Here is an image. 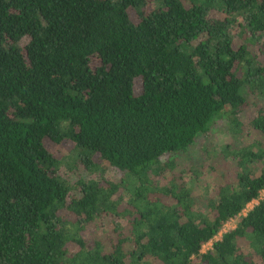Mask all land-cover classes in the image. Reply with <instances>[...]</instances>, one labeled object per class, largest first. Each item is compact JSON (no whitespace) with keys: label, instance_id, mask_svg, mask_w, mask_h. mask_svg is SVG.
Here are the masks:
<instances>
[{"label":"trees","instance_id":"trees-1","mask_svg":"<svg viewBox=\"0 0 264 264\" xmlns=\"http://www.w3.org/2000/svg\"><path fill=\"white\" fill-rule=\"evenodd\" d=\"M263 191L264 0H0V264H264Z\"/></svg>","mask_w":264,"mask_h":264},{"label":"rangeland","instance_id":"rangeland-1","mask_svg":"<svg viewBox=\"0 0 264 264\" xmlns=\"http://www.w3.org/2000/svg\"><path fill=\"white\" fill-rule=\"evenodd\" d=\"M97 65H98V61L94 60L93 66L95 67ZM135 91L136 93L140 91L139 81H136L135 83ZM242 118L244 119V123L248 124V120L250 118L249 114L244 115ZM222 124H223L222 121H218L214 125L210 134L208 135V138L203 136L199 137L197 139V142L180 158L177 159L170 158V160L173 159L172 166L174 167L176 173L180 172V170L185 168V172L187 174L183 175L184 182L191 183L194 187V190H196L195 193L201 196L202 198L205 197L206 194L208 195L209 193H211L213 188L212 186L216 187L217 185H220L223 181V171H221L219 168L220 164H217L216 167H214L213 171L210 168V166H212V161H211L212 160L211 158L213 157L212 153L219 152V148L221 145L231 141V138L228 134V128L224 127ZM62 148L63 149L61 150L59 156L60 155L64 156L65 150H69L70 147L64 145ZM206 151L210 152L209 155L205 153ZM65 156L67 155L65 154ZM163 161L167 163L169 161V156H166L163 159ZM98 168L101 171H105V173H98L100 175L99 177L100 180L111 182L119 177V174L116 171H114L113 169L107 166L98 165ZM62 170L67 172L66 168H62ZM188 170H193V171H189L188 173ZM196 171L198 172V174L193 173ZM67 174L71 182L75 181L78 175H80L81 177L87 180L91 178L89 174H87L82 170V167L75 169V171L73 172L68 171ZM170 178H171V173L170 174L167 173L164 176L156 177V182L159 185H165L169 182ZM193 179H197V180L195 182H192ZM262 195H264V192ZM257 203L258 201H254L251 204H249L246 208L245 213L250 211ZM201 207L203 206L201 205ZM236 224L237 221L234 223L227 224L224 228L225 233L234 230ZM209 248L210 245L206 246L203 252H206Z\"/></svg>","mask_w":264,"mask_h":264},{"label":"built area","instance_id":"built-area-1","mask_svg":"<svg viewBox=\"0 0 264 264\" xmlns=\"http://www.w3.org/2000/svg\"><path fill=\"white\" fill-rule=\"evenodd\" d=\"M264 192V191H263ZM263 192L261 193V198H263L264 197V195H262L263 194ZM254 201H259V200H254ZM253 201V202H254ZM251 204V203H250ZM249 205V204H248ZM247 205V206H248ZM247 208V207H246ZM246 212V209L242 212V216H245L247 213H245ZM234 222H236V220H230L227 224H229V223H234ZM227 224H225V226L227 225ZM225 226L223 227V229L219 232V234H218V236H216L215 238H214V241H219L220 239H221V237H222V235H224V234H226L225 233V230H224V228H225ZM212 242L213 241H210L209 243H207V244H205L204 246H203V248H202V252H203V250H204V248L206 247V246H209L210 245V248L209 249H211V247H212ZM208 249V250H209Z\"/></svg>","mask_w":264,"mask_h":264}]
</instances>
